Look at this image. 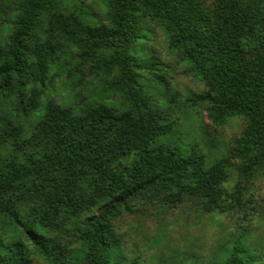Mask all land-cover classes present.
<instances>
[{
  "label": "trees",
  "instance_id": "trees-1",
  "mask_svg": "<svg viewBox=\"0 0 264 264\" xmlns=\"http://www.w3.org/2000/svg\"><path fill=\"white\" fill-rule=\"evenodd\" d=\"M64 1L0 0V33L10 29L0 41V88L15 92L17 110L29 116L40 107L56 52L75 49L80 58L109 65L115 37L134 45L146 34L131 28L150 20L204 82L197 97L210 120H245L235 140L243 168H264V41L251 49L244 43L264 21V0H215L210 11L199 0H107L111 28L86 23ZM121 69L130 82L124 108L48 100L29 128L3 118L0 264H138L112 223L135 199L191 201L200 213L230 214L239 232L221 246L217 264H264L244 243L256 210L226 185L229 158L207 164L202 154L180 148L168 137L163 105L134 94L137 72L125 62Z\"/></svg>",
  "mask_w": 264,
  "mask_h": 264
},
{
  "label": "rangeland",
  "instance_id": "rangeland-1",
  "mask_svg": "<svg viewBox=\"0 0 264 264\" xmlns=\"http://www.w3.org/2000/svg\"><path fill=\"white\" fill-rule=\"evenodd\" d=\"M199 1L206 11H210L215 2ZM63 5L78 13L90 25L112 27V21L107 16V0H65ZM262 21L255 35L244 40L246 48L251 49L264 41ZM131 29L144 32L146 37L133 45L125 41V35L121 34L120 38L116 36V60L109 65L80 58L74 55L75 49L70 54L56 52L49 66L40 107L29 116L17 110L13 90L0 88V126L4 124L3 118H9L27 128L31 127L41 116L43 105L48 100L71 108H76L79 102L126 107L123 91L130 82L121 73V62H125L130 71L137 72L135 82L141 84L137 85L133 93L145 94L163 105V113L171 124L168 137L183 150L193 149L202 154L207 164L220 157L229 158L231 165L226 185L251 200L252 209L256 210L251 219L256 218L264 210V168L246 171L237 155L235 140L242 134L245 120L240 116H229L220 123L212 122L206 103L197 97L206 89L204 82L190 71V66L169 46L166 34L159 25L144 20ZM9 30L7 28L0 33V41L5 39ZM31 33H35V30ZM153 74H159L162 78ZM201 217L210 220L223 217L233 222L228 213H200L191 201L171 205L152 199H135L122 209L112 223L125 241L126 253L129 257H136L138 264H217L221 246L234 231L229 232L208 257L179 245L168 247L173 235L182 238L185 234L182 229H187L191 222H199Z\"/></svg>",
  "mask_w": 264,
  "mask_h": 264
},
{
  "label": "clouds",
  "instance_id": "clouds-1",
  "mask_svg": "<svg viewBox=\"0 0 264 264\" xmlns=\"http://www.w3.org/2000/svg\"><path fill=\"white\" fill-rule=\"evenodd\" d=\"M247 231L243 234L244 243L249 249L264 261V210L256 218L247 221ZM182 238L173 235L168 241V247L182 246L208 257L216 251L217 244L229 232H239L237 225L223 217L210 220L201 217L199 222H191ZM166 250V249H162Z\"/></svg>",
  "mask_w": 264,
  "mask_h": 264
},
{
  "label": "snow or ice",
  "instance_id": "snow-or-ice-1",
  "mask_svg": "<svg viewBox=\"0 0 264 264\" xmlns=\"http://www.w3.org/2000/svg\"><path fill=\"white\" fill-rule=\"evenodd\" d=\"M38 242H40V241H38Z\"/></svg>",
  "mask_w": 264,
  "mask_h": 264
}]
</instances>
